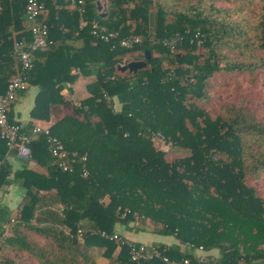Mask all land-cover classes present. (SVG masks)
Returning a JSON list of instances; mask_svg holds the SVG:
<instances>
[{
	"label": "trees",
	"instance_id": "trees-1",
	"mask_svg": "<svg viewBox=\"0 0 264 264\" xmlns=\"http://www.w3.org/2000/svg\"><path fill=\"white\" fill-rule=\"evenodd\" d=\"M26 1L0 0V94L15 72L14 41L30 36ZM41 1L39 20L54 40L81 38L90 45L79 67L95 76L86 85L88 96L49 127L68 153H76L69 159L72 170L61 169L44 135L31 140L32 157L47 171L17 172L27 190L13 218H1L0 211V227L8 225L4 236L0 228V264H23V257L35 264H105L100 258L106 264H264V249L237 248L264 242V199L244 181L248 165L264 169V116H256L251 100L249 106L223 103L214 117L192 102L206 98L220 71L240 69L255 87V71L264 67L263 19L252 38V44L259 41L253 46L259 59L221 66L217 46L250 44L243 21L226 17V4L240 10L245 0H211L208 8L203 0L169 6L161 0ZM80 19L88 25L80 27ZM93 21L141 40L122 47L114 39H95ZM198 46L205 51L198 53ZM146 51L144 68L119 66L145 59ZM35 109L33 116L40 115V106ZM155 138L186 155L167 160ZM0 142L1 186L9 182V167ZM141 245L160 257L133 260L132 250ZM213 249L218 256H200Z\"/></svg>",
	"mask_w": 264,
	"mask_h": 264
},
{
	"label": "crops",
	"instance_id": "crops-1",
	"mask_svg": "<svg viewBox=\"0 0 264 264\" xmlns=\"http://www.w3.org/2000/svg\"><path fill=\"white\" fill-rule=\"evenodd\" d=\"M18 37L14 41V47L15 43L20 40H30V36L26 38L23 34ZM89 46L81 38L54 40L49 51H45L42 56L37 55L35 63H41L31 72L26 88L17 93L10 105L11 123L20 125L34 139L37 137L32 132L34 126L49 128L65 114H70L73 111V105H79L80 100L88 96L86 85L95 76L92 73H83L79 67L81 59L89 51ZM13 59L15 60V72L12 76L20 70L19 61ZM115 103L116 108H119L120 103L118 101ZM36 105L40 106L41 112H39L40 115H34V117L32 113L36 110ZM1 149H3V144L0 142ZM5 162L9 167L7 176L9 182L0 186V211L3 219L13 218L26 194V186L20 184L23 183V178L16 176L17 172L30 170L45 174L47 171L45 165L39 164L32 154L29 160H25L14 152H6ZM34 237L42 240L35 234Z\"/></svg>",
	"mask_w": 264,
	"mask_h": 264
},
{
	"label": "rangeland",
	"instance_id": "rangeland-1",
	"mask_svg": "<svg viewBox=\"0 0 264 264\" xmlns=\"http://www.w3.org/2000/svg\"><path fill=\"white\" fill-rule=\"evenodd\" d=\"M166 5H171L176 0H161ZM104 2V0H101V4ZM203 3L206 4V8H208L207 4L211 3V0H203ZM219 7L223 4L222 2L216 3ZM225 5V4H224ZM230 6V14L226 16L229 20L231 18L235 20H242L244 23V29L247 32V35H249L251 38H249L250 44L239 46L236 45L233 41L231 43L223 42L222 46H217L218 50L221 52V58H223V61L221 62V66H225L226 62H229L230 64H237L242 61V58H246L249 60H255L259 59V49L256 51L253 49L256 45V43L259 41L256 40L252 44V38L254 37V31L256 30V25L263 19L264 21V0H245L240 2V10L234 9V5L232 4H226ZM247 35H245V40L247 38ZM244 42H242L243 44ZM248 48V49H247ZM205 51V47L198 46L197 52H203ZM243 52V53H242ZM257 58H254L253 56H256ZM264 55V54H262ZM261 55V56H262ZM185 65H183L184 67ZM228 72V71H227ZM227 72H217L213 79L216 78V82L212 87H209L206 89V98H193L192 102L198 105L200 108H203L207 112H209L213 117L216 115L215 110L220 108L221 104L223 103H237L242 106H249L251 100L253 102V106L255 109V114L258 118H261L264 116V110L261 109L260 106L264 105V67H260L256 69L255 75H256V85L255 87L250 86V81L248 80V76L244 74V72L240 69L231 70L230 75ZM226 80L225 83H223V80ZM229 83V84H228ZM163 142V140H162ZM160 140L155 138L154 145L157 146V148L162 147L163 150L166 151V158L169 161H172L175 158L183 157L186 155L187 152L184 150L178 148L177 146L171 144L169 141H165V143H162ZM254 162V161H253ZM254 164H256L254 162ZM249 169H247V173L245 175V183L252 187L254 190H256L257 196L264 199V169L260 166H258L255 170V165H248ZM255 170V171H254ZM149 223V220H147ZM143 226V225H142ZM148 233V232H147ZM132 236V233H127V236ZM149 237V235H147ZM158 238L157 235L153 236L151 235L150 238ZM159 240V239H158ZM162 241L165 243H172L173 238H164L162 237ZM178 242V241H177ZM247 246L243 244L238 243L237 248L240 250V252H255L259 249H264V242H258L256 245H253V242L246 241L245 242ZM210 252L216 254L218 256V250L213 249L211 251L204 252L201 254V257L207 256ZM3 251L1 252L0 248V258ZM205 254V255H204ZM102 263H108L109 260L107 259H99ZM21 264V262H19ZM23 264H35L32 260L23 257L22 258ZM110 264H112L110 262Z\"/></svg>",
	"mask_w": 264,
	"mask_h": 264
},
{
	"label": "built area",
	"instance_id": "built-area-1",
	"mask_svg": "<svg viewBox=\"0 0 264 264\" xmlns=\"http://www.w3.org/2000/svg\"><path fill=\"white\" fill-rule=\"evenodd\" d=\"M74 0H72V3ZM79 5L82 3L78 1ZM44 10V4L41 0H27L25 13L28 20L31 22L29 29L30 40L29 41H18L15 43V47L12 53L13 58L19 61L20 70L15 74L7 84L5 92L0 94V139L3 140L7 147V152H14L20 158L29 160L31 158L32 150L30 142L32 136L24 132L22 127L17 124H13L9 121V108L11 103L14 101L17 93L26 88L28 82V74L33 69L37 54L45 52L54 43V39L50 36V31L47 25L39 20L40 13ZM80 13H83L84 9L78 7ZM88 22L84 19H80L79 26L85 27ZM91 35L101 41L115 40L122 47H132L136 42L141 39L138 36H120L118 32L107 30L104 26L98 22L93 21L91 24ZM174 39L170 40L171 44ZM34 136L44 135L49 145L51 155L56 158L59 166L62 170L71 171L73 166L69 162V159L74 161L77 157L76 153H68L63 143L56 136L50 133L49 128L34 126L32 128ZM157 138H163L160 133L155 135ZM86 156H82L84 160ZM3 161L0 160V170ZM8 230L7 223L2 224L1 232L2 236L6 234ZM116 238V235H113ZM1 246V243H0ZM153 257H160V252L153 250L149 251L145 246L141 245L139 248L132 250V259L139 261L151 259ZM168 262L167 258H163ZM203 258H199L202 260ZM1 260V258H0ZM184 264L190 262L189 259L183 260ZM171 263L177 264L176 260H171Z\"/></svg>",
	"mask_w": 264,
	"mask_h": 264
},
{
	"label": "water",
	"instance_id": "water-1",
	"mask_svg": "<svg viewBox=\"0 0 264 264\" xmlns=\"http://www.w3.org/2000/svg\"><path fill=\"white\" fill-rule=\"evenodd\" d=\"M99 9L100 6H99ZM150 52H145V59L143 60H137V61H131V62H121L119 66H121L122 70H129L131 72H135L137 69L144 68L146 66V60L149 59Z\"/></svg>",
	"mask_w": 264,
	"mask_h": 264
}]
</instances>
